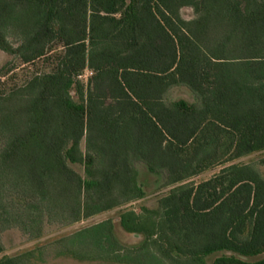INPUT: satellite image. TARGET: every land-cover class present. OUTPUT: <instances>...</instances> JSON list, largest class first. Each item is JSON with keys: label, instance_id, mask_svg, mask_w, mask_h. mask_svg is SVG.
I'll list each match as a JSON object with an SVG mask.
<instances>
[{"label": "trees", "instance_id": "trees-1", "mask_svg": "<svg viewBox=\"0 0 264 264\" xmlns=\"http://www.w3.org/2000/svg\"><path fill=\"white\" fill-rule=\"evenodd\" d=\"M0 51L43 65L0 93V230L38 238L49 220L119 208L141 239L128 259L110 220L58 255L264 264V158L230 164L264 150V0H0ZM174 87L193 101H167ZM139 164L170 189L136 211ZM42 262L38 249L0 257Z\"/></svg>", "mask_w": 264, "mask_h": 264}, {"label": "rangeland", "instance_id": "rangeland-1", "mask_svg": "<svg viewBox=\"0 0 264 264\" xmlns=\"http://www.w3.org/2000/svg\"><path fill=\"white\" fill-rule=\"evenodd\" d=\"M181 15L185 19L192 18V12L188 8L181 10ZM4 67V69H3ZM11 69L8 79L7 77H1L0 74V83L7 80L5 86H0V93L3 92L7 87L13 85H19L23 80H26L31 74L35 72H40L43 69L42 64H22L18 58L12 55H8L0 51V70ZM90 72L85 70L79 79L86 83L87 78L89 77ZM10 78V79H9ZM183 99L188 102L193 101L192 94L184 87H174L171 88L166 94L167 101H175ZM264 158V150L253 153L249 156L243 157L241 159L234 160L230 164H239V163H255ZM228 165V164H226ZM225 165H218L212 167L206 171H203L199 175L191 178L189 181L193 183H198L202 180H206L218 173V171ZM264 174V166L260 168ZM137 170L139 173V180L144 187L145 197L142 200L131 203L130 206L133 207L136 211L139 206L147 204L150 205L151 201L155 197L166 193L170 187H161L162 181L158 182L155 180L154 176L147 173L143 165H137ZM120 209H114L88 219H82L74 224L63 226L58 223H55L53 220H49L42 231V234L38 238H33L29 235H24L17 229H8L0 230V242L3 246L2 256H14L21 254L27 251L40 250L42 254L43 262L39 264H132L125 261H108L96 258V252L92 251L90 254L94 255L96 259L82 260V259H73L70 257L59 256L58 253L62 249V246L67 248L74 249V245H71L66 240L67 237L72 236L76 232L94 226L102 221L110 220L113 224L114 237L117 240L118 244L123 248V251L120 252V256H123L125 259H128L130 252L127 250H132L136 248L140 243V238L134 237L128 233H125L118 226V213ZM134 247V248H133ZM79 254H86L83 247L77 249ZM116 257V255H114Z\"/></svg>", "mask_w": 264, "mask_h": 264}]
</instances>
